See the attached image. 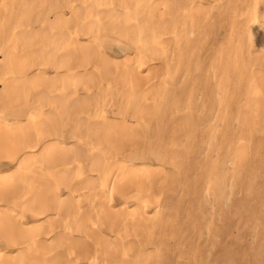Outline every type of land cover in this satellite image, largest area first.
<instances>
[{"label":"bare ground","instance_id":"obj_1","mask_svg":"<svg viewBox=\"0 0 264 264\" xmlns=\"http://www.w3.org/2000/svg\"><path fill=\"white\" fill-rule=\"evenodd\" d=\"M122 1L119 2L120 5H117V8L113 2H89L88 6L90 8L93 5L91 7L93 11L88 14L91 12L94 14L88 21L90 24L88 34L91 35L88 46L81 44L78 33L74 30L73 23L80 16V7L72 5L69 7V17L64 12L56 13L55 20L42 24L43 28L40 29V32L27 34L23 31L21 34L14 35L13 44L6 50L4 63H0V80L5 79L4 85H7L4 92L0 91V104L2 105V110H0V264H99L100 259L103 264H158L164 258H161L162 255L159 257L158 252L166 230L173 233L181 226L180 219L176 214H171V220L165 223L169 215L160 211L159 205L153 204L160 192H164L163 189L170 184H167L170 179H167V183H163V180L169 176L166 175V172L170 173L171 171L166 170L165 172L161 167L163 162L156 152H152V156L156 160L154 164H150L151 161L148 159L146 163L138 165L136 163L137 156L129 159L133 160L132 162H125V164L120 162L119 154L116 152L120 147L125 148L123 154L129 152L130 143L136 135L133 130L136 129L134 127L131 130L127 125L111 121L112 119H107L103 113L109 101L118 96L121 97L119 102H122L124 110L127 111L129 106L136 104L138 94L145 86V83L143 85L141 81L142 78H136L141 73V64L135 65L131 69L130 65L133 61H131L132 59L128 61V56L131 54L129 49L135 46L136 48L133 50L135 52L137 49V52L138 48L142 46L139 41L135 42V39L138 38V29H134L129 21L130 13H136L142 9V1ZM173 1L180 2V0ZM182 1L188 3L177 14L175 20H163L160 24L158 23L157 27V29L167 30L169 33L176 26L181 27L177 41H175L178 47L175 48L174 53L179 49L182 51L184 48V45H180L183 38L195 46L198 44L192 42V36L201 31L197 25L205 22L203 15H205L204 10L207 6L203 2H215L214 9L216 10H220L224 2H232L231 0ZM253 1L252 8L246 10L244 14L240 13L235 6L232 34L236 33L240 41L245 34L254 37L253 31L256 24L262 29L264 28V15H260L258 7L260 0ZM146 2H154L149 9V13L153 15L162 11L160 3L163 4L169 0H146ZM215 16L219 15L215 14ZM156 33L152 31L146 36V46L143 45L154 55L161 50L160 44L155 38ZM108 34L113 36L112 38L117 36L122 40H118L115 45L121 46L126 51L125 62H123L124 60L122 63L115 60L113 56L104 51L105 47L101 44V36H108ZM66 39H71L70 43L60 54L58 53L59 44L65 43ZM247 40H249L248 37ZM47 43L49 47L43 51ZM104 43L109 45V41L106 39ZM247 43L251 44L249 41ZM237 46L239 47L238 52L241 54L243 46L241 43ZM18 47H22L20 53ZM262 53L261 57H258L262 60L264 68V51ZM183 56L185 57V54L182 51L181 55L177 57L178 64ZM255 57L254 59L258 58ZM2 64L4 65L2 66ZM190 66L189 64L185 74L190 70ZM173 69L175 70V68ZM132 71H135L137 76ZM258 71L256 73L258 76L254 74L255 78L252 77L253 82L251 81L250 85H256L259 90H263L264 73L259 75ZM175 72L177 73V71ZM174 76L170 77V81L173 82ZM219 77L221 78V76ZM106 84L109 85L108 90ZM253 87L251 86L249 89L252 90ZM226 90L227 88L224 92ZM82 91L91 94L86 98L76 95L75 101L70 100L73 94L82 93ZM144 91L146 93L143 92L142 97L149 94V90L145 89ZM218 92L219 88L216 89V93ZM106 94L109 99L102 98ZM262 94L264 93L262 92ZM154 97L156 96L154 95ZM245 97L247 99V96ZM258 99L246 106L245 114L249 115L253 109H264L262 100ZM220 102H222L221 98ZM81 104H86V106H83L75 114L73 110L80 107ZM87 105L93 106L86 108L89 107ZM217 107L219 108V106ZM87 112L90 113V116L85 120L82 116L88 114ZM214 115L216 114L214 113ZM186 121L187 119H184L182 123L185 124ZM70 122H73L72 135L87 132V138L92 139L97 147H101L85 161H82L80 156H73V149L66 146L67 140H74L64 134V129ZM187 132L189 133L188 130ZM159 136L161 137V134ZM78 146L80 147V143ZM246 146L240 145L234 150L229 161L232 164V169L244 166L249 154ZM87 151L83 152L87 153ZM223 174L225 175V173ZM224 180L221 177L215 181L217 190L212 189V191L211 188L215 185L209 186L208 184L205 193H202L204 202L210 208L206 214V206L203 207L199 203L197 214L191 223L193 228L199 230L204 228L203 231L206 230V232L205 234H203L204 232L200 233L195 244L196 247L192 249V252L195 253L196 249L198 250L199 244L207 242L211 247L209 255H213V249L218 250L214 254V258L216 255V257L225 260L229 259V264H242L249 252L255 253L257 264H264V184L261 186L262 191L252 190L249 194V198L253 197V201L258 206L255 210L251 201L248 205L245 202L233 204L232 197L235 192L233 193L232 190L229 193L226 192V188L229 190V185L225 184ZM174 181L176 182V180ZM212 181L210 183L214 182ZM255 181L254 184H256ZM68 189L71 191V197H67L63 193ZM127 197L132 199V206H135L136 211L139 209V213L127 208L129 206H123L124 208L114 206L118 198L123 201ZM126 204L128 205V203H123V205ZM152 208L154 210H151ZM226 213H233L234 216L228 223L222 224L221 217H224ZM133 220H137V222L132 224ZM204 223L207 224L204 226ZM164 227L166 228L165 232ZM235 233L237 236L234 237ZM135 236L141 243L154 241L155 248L152 249L153 251L150 250L151 253H149L150 251L146 252V256L142 255L144 250L140 248L143 251L141 254L137 252L135 262L130 263L127 257H130L129 254L135 251L133 250L135 248H130L134 245L132 241L130 243V240ZM136 238H134L135 242H137ZM145 238L146 240H144ZM128 240L129 242H127ZM248 240L251 241L250 246L247 244ZM128 245L131 246L128 248ZM54 246L57 249H52ZM15 252H19V254ZM135 252L131 254L135 255ZM220 263L224 264V261Z\"/></svg>","mask_w":264,"mask_h":264},{"label":"rangeland","instance_id":"obj_2","mask_svg":"<svg viewBox=\"0 0 264 264\" xmlns=\"http://www.w3.org/2000/svg\"><path fill=\"white\" fill-rule=\"evenodd\" d=\"M100 1L113 2L116 8L117 5H120L119 2H123L122 0H0V63H4L6 50L13 44L12 40L14 35L21 34L23 31L27 34L40 32V29L43 28L42 24L48 21H54L55 15L64 12V14L69 17V7L72 5L80 7V16L73 23L74 30L78 33L81 44L88 46L90 44L89 40L91 38V35L88 34L90 27L88 21L94 14L93 12L88 14V12L93 11V9H91L93 5L89 8L88 4L89 2ZM140 1H142V11L140 10L136 13H130L129 21L130 24L132 23L134 29H138V38L135 39V42L139 41L142 46L138 48L137 52V49L135 52L133 50L136 48L135 46L129 49L131 54L128 56V61L131 59V61H133L130 65L131 69L135 67V65L141 64L142 71L140 70L141 73L138 75L139 77L136 78H142L141 81L143 85L145 83L146 87H142L143 89L140 90V93L138 94L136 104H133V106L131 105L132 107L129 106L126 109L127 111L124 110L125 107L123 104H121L122 102H119V100H121L120 96L117 98L113 97L116 99H112V101L110 100L106 106L107 108L105 107L103 111L107 119L110 118L112 119L111 121L117 122L118 124L125 126L127 125V127L131 130H133L134 127L136 129L133 130L136 133V137L134 136V140H132L130 143L131 148L129 147V152L123 154L125 149L123 147H120L118 152H116L119 154L118 160L125 164V162L128 163L131 161L129 159L137 156L136 158H138V160L136 163H138V165L146 163V160L148 159L151 161L150 164H154L156 160L154 159L155 157L152 156V152H156V155L161 158L160 160L163 162L161 167L164 168L165 172L166 170L171 171L170 173L166 172V175L168 174L169 176L163 180V183H167V181L170 179V181L167 183L170 184L167 185L168 187L163 189V191L165 190L164 192H160L153 204H157V206L159 205V210L165 213L167 216L169 215L166 218L165 223L171 220V214H176L180 219L181 226L174 230L173 233H169V231L164 227V232L165 230L166 232L165 236L162 237V244L160 245L158 252L159 257L161 255V258L164 257L160 262L161 264H221L220 262L222 261H224V264H229V259L225 260L223 258L216 257V255L214 258V254H216V251L218 250L213 249V255H209L208 252L211 251V247L207 242L199 244L198 250L196 249L195 253L192 252V249L196 247L195 244L197 242L198 236L201 232H204L203 234H205L206 230L203 231L204 228L201 230L193 228V224L191 222L193 221V217L197 214L199 203H201L203 207L206 206L205 209L207 214V211L210 207H208V205L204 202L205 200L202 197V193L206 190L208 184L209 186L211 184L215 185V181L221 177L223 180L226 177L224 180L226 182L225 184L229 185V190L226 188V192L229 193L231 190L233 193L235 192L233 195L234 197H232L233 204L245 202L246 205H248L249 201H251L253 202V209L257 210L258 208V206L255 204V201L252 199L253 197L249 198V194L252 190H258L257 192L262 191L261 186L264 184V109L260 107L261 112L259 109H253L249 115L245 114V112L247 109L246 106L250 105L254 100L257 101L258 98L262 100L261 101L258 99L261 101V103L263 102L264 105V94H262V92L264 93V89L259 90L256 85H250L252 77L255 78L254 76L257 75L256 73L258 70L259 75L264 73L262 60H260L261 54H263L262 52L264 51V28L262 29L261 26L256 24V28L254 27L255 29L253 31L254 35L252 32L254 37L245 34L243 35V39H241V41L236 33L232 34L234 26V20L232 18L235 8L237 7L236 9H238L240 13L242 12L244 14L246 10L252 8L254 4L253 0H231L232 2H224L220 10L214 9L215 2H203L207 6L204 10L205 15H203L205 22H202V25L200 24L201 26L197 25L201 28V31L196 33L195 36H192V42H197L198 44L195 46L194 44L189 43L187 39L183 38L180 41V45H184L182 51L184 52L185 57L183 56L182 60L178 64L176 62L178 61L177 57L181 55L182 51L179 49L174 53V50L178 47L175 41H177L178 33L181 31V27L179 25L178 27L176 26L172 31H170V33L167 30H160L159 28L157 29V27L163 20H175L177 14L181 12L182 8L188 2H183L182 0H180V2H174L173 0H169V2H164L163 4L160 3L162 11L151 15L149 13V9L154 2L147 3L146 0ZM259 3L260 4H258V7L260 10H258L260 15H264V0H260ZM215 14H218L219 16L214 17ZM152 31L157 32L155 34V38L161 47L160 52L156 55L150 53L148 48L145 47L146 36H148ZM111 34L114 35L112 32ZM106 36H101V44L103 47H105L104 51L108 55L113 56L115 60H118L121 63L123 60V62H125L126 60L124 56L126 55V51L123 50L121 46L115 45L118 40L121 39H118L117 36L112 38L113 36L109 34L107 37ZM109 36L111 37L109 38ZM247 37L249 40H247ZM105 39L109 41L108 46L110 48L105 45ZM70 40L71 39H66L65 43H62L61 45L59 44L58 53L62 54L64 52V48L70 43ZM248 41L251 42V44L247 43ZM121 43L124 44L123 42ZM240 43L243 46L241 54H239V47L237 46ZM251 46H253V49ZM48 47L49 45L47 43L44 46L43 51L47 50ZM21 51L22 47H18V52L20 53ZM257 51L260 52L258 53ZM142 53L145 54L143 55ZM248 53H251L252 55H249ZM255 56L260 57L254 59L256 58ZM176 63L178 64V67ZM189 64L191 65L190 70L187 72V74H185ZM3 65L4 64H2V66ZM173 68H175V70ZM177 68L178 70H176ZM175 71H177V73ZM214 71L217 73L215 74ZM132 72L135 74V71ZM59 73L61 74V72ZM171 74L175 75L173 82L170 81L172 78ZM135 76H137V74H135ZM219 76H221V78ZM168 81L169 83H167ZM4 82L5 79L0 80L1 92H4L5 87L7 86L4 85ZM214 83L216 84L214 85ZM105 86L108 90L109 85L106 84ZM251 86H254L255 88L253 87L252 90H250L249 88H251ZM216 87L219 88L218 93H216ZM225 87L227 88V93L224 92L226 89ZM145 89L149 90V94H145ZM143 92H145L144 94L147 96L142 97L141 95H143ZM190 93L192 94L190 95ZM90 94L91 93H84L83 91L82 93L78 92V94H73V97L70 100L75 101V97H77L76 95L86 98ZM154 95L156 97H154ZM245 96H247L248 101ZM107 97L108 96L106 94L102 98L109 99ZM154 98L156 99L154 100ZM220 98L222 99V102H220ZM1 106L2 105L0 104V110H2ZM83 106H86V104H81V106L75 108L73 112L76 114L82 109ZM87 106L89 107L86 108H90V106L93 105ZM217 106H219V108ZM219 109L220 111H218ZM214 113L216 115H214ZM251 113L252 115H250ZM89 116L90 113L83 114L82 118L87 120ZM183 118L185 120L187 119V123L185 122L186 126L184 123H182V121H184ZM67 126V128L64 129V134L69 138H73L74 140H67L66 146L69 149H73V156H80L79 158L82 161H85L88 159L87 157L91 158L93 156L95 150L101 148L97 147V144L92 139L87 138V132L72 135L73 122L68 123ZM159 134H161V137ZM78 142L80 143V147L78 146ZM240 145H247L246 147H248L249 154L246 157L243 167H234L232 169V164L229 163V161L232 158L234 150H236L237 147H240ZM85 150H88L87 153L83 152ZM174 150L175 152L173 153ZM227 150L229 151L227 152ZM223 173H225V175ZM214 175L216 176L215 178L213 177ZM174 180H176V182ZM211 180L214 182L212 181L213 183H210ZM254 181L256 184H254ZM230 186L233 187L231 188ZM212 189L217 190L218 187L215 185L213 188H211V190ZM63 193H65L67 197H71V191L69 189ZM117 200H119V198ZM117 200L114 206L118 208L129 206L127 208L133 209L134 212L139 213V209H137V212L134 208L135 206H132L133 201L131 198L129 199V197H127L123 199V201ZM122 202L128 203V205H123ZM130 202L131 204H129ZM246 205L245 207H247ZM154 208L151 210H154ZM233 216V213H226L224 217H221L222 224L228 223L230 218ZM136 222L137 220H133L132 224H135ZM206 224L207 223H204V226ZM235 234L236 235H234V237L237 236V233ZM134 238H136V236ZM134 238H131V240L129 239L130 243L131 241L132 244L134 243V245L131 244L133 247L131 245L127 246L128 248L131 246V249L135 248L133 250L136 251H134L135 255L131 254L134 252H131L129 254L130 257H127V260H129L130 263L135 262V256L137 252L141 254V252L144 250L142 255H145L146 252L148 253L150 250H154L155 248L153 246L154 241H151V243H146L144 241L146 240L145 238L143 240L145 243L144 244L143 242L141 243L139 240H137V238L135 239L137 242H135ZM129 240L127 242H129ZM247 244L250 246L251 241L248 240ZM165 246L171 247H167L166 249ZM140 248L143 250L141 251ZM52 249L55 250L57 248L54 246ZM145 249H148V251ZM176 250L179 251L177 252ZM167 252L168 254L165 255ZM15 253L19 254V252ZM101 260L102 259H100L99 264H103ZM257 262V256L255 253L249 252V254L244 258L242 264H257Z\"/></svg>","mask_w":264,"mask_h":264}]
</instances>
